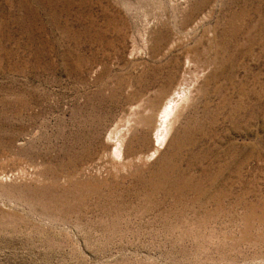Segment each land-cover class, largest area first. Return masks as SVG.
I'll list each match as a JSON object with an SVG mask.
<instances>
[{
  "label": "rangeland",
  "instance_id": "obj_1",
  "mask_svg": "<svg viewBox=\"0 0 264 264\" xmlns=\"http://www.w3.org/2000/svg\"><path fill=\"white\" fill-rule=\"evenodd\" d=\"M0 264H264V0H0Z\"/></svg>",
  "mask_w": 264,
  "mask_h": 264
},
{
  "label": "bare ground",
  "instance_id": "obj_2",
  "mask_svg": "<svg viewBox=\"0 0 264 264\" xmlns=\"http://www.w3.org/2000/svg\"><path fill=\"white\" fill-rule=\"evenodd\" d=\"M181 97H182V92L176 93V95L167 99V101L164 103V105L161 106L162 108H160L161 109V121H160V125L157 127L158 132H156V135H155L156 143L154 144V147L156 148V150L158 148V144H160L165 138V134H166L165 132L167 131L166 128H168L167 127L168 124L166 125V120L169 117V115L173 112V110L175 109V107L178 103V100ZM119 141H120V143H122L121 140H119ZM117 142H118V140H117ZM120 145L117 144V147L115 148L117 151L120 150V147H121ZM121 149H122V147H121ZM119 154H120V152H119Z\"/></svg>",
  "mask_w": 264,
  "mask_h": 264
}]
</instances>
